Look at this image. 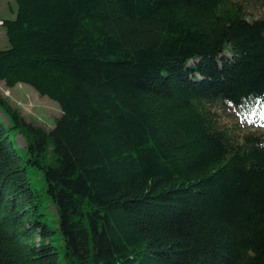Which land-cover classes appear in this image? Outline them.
Wrapping results in <instances>:
<instances>
[{
  "label": "trees",
  "instance_id": "trees-1",
  "mask_svg": "<svg viewBox=\"0 0 264 264\" xmlns=\"http://www.w3.org/2000/svg\"><path fill=\"white\" fill-rule=\"evenodd\" d=\"M14 1L0 264H264V0Z\"/></svg>",
  "mask_w": 264,
  "mask_h": 264
},
{
  "label": "rangeland",
  "instance_id": "rangeland-1",
  "mask_svg": "<svg viewBox=\"0 0 264 264\" xmlns=\"http://www.w3.org/2000/svg\"><path fill=\"white\" fill-rule=\"evenodd\" d=\"M16 10V3L14 0H0V16L2 18H14ZM7 38L5 31L0 26V48L5 47ZM0 94L6 101L14 108L18 109L23 118L28 122L34 123L46 129H51L55 126V120L61 115L60 106L47 97L40 96L32 87L25 84H18L15 87L9 88L5 83L0 82ZM0 118L8 123L0 110ZM235 122H241L240 118L235 117ZM243 129L255 130L256 124L243 126ZM20 147H24L25 141L20 135L14 137ZM30 177L33 184L37 187L40 193L44 195L42 190L44 185L42 183V176L38 172L31 171ZM47 213L54 215L55 210L53 206L46 209Z\"/></svg>",
  "mask_w": 264,
  "mask_h": 264
}]
</instances>
